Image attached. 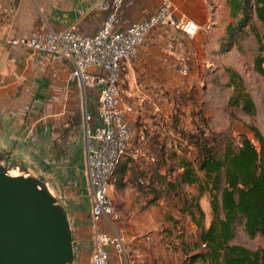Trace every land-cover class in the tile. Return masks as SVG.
Wrapping results in <instances>:
<instances>
[{"label":"rangeland","instance_id":"374dc122","mask_svg":"<svg viewBox=\"0 0 264 264\" xmlns=\"http://www.w3.org/2000/svg\"><path fill=\"white\" fill-rule=\"evenodd\" d=\"M83 1L84 21H92L94 31L108 11L102 0L95 11H86V0ZM210 4L213 16L209 27L199 30L201 43H191L189 48L185 43L181 45L187 55L186 75L181 76L185 79L173 74L162 79L170 85L157 96L156 104L166 122L161 124V119L151 113L143 120L133 118L132 113L128 123L130 142L118 160L128 162L127 171L120 179L116 176L109 179L108 197L119 218L127 264H188V257L197 251L198 228L189 220L186 207H191L195 219L206 228L210 221L208 195L198 197L195 185L180 188L169 185L175 176L178 158L183 156L192 162L198 153L196 145L200 143L219 156L225 146L237 147L242 135L252 141L248 127L257 129L264 139V79L252 65L257 48L254 33H260V25L252 16L249 27H238L228 15L225 0H210ZM155 34L163 38L170 32ZM168 47L180 52L170 44ZM232 73L239 82L228 80ZM239 88L252 102L250 114L229 104L230 97ZM122 95V102L130 104L129 98ZM93 100L91 97L90 107ZM143 128L146 134L142 133V139L137 138ZM76 168L73 172L70 165L64 164L51 172L50 192L64 208L70 209L72 199L76 203L77 247L84 244V249L77 252L83 256L90 249L89 202L83 174L79 166ZM8 174L19 173L12 169ZM194 205L199 207L202 218H198ZM262 242L259 235L247 237L239 224L235 225L230 240V244L249 250L261 248ZM114 263L111 256L108 264Z\"/></svg>","mask_w":264,"mask_h":264},{"label":"crops","instance_id":"0c3cea01","mask_svg":"<svg viewBox=\"0 0 264 264\" xmlns=\"http://www.w3.org/2000/svg\"><path fill=\"white\" fill-rule=\"evenodd\" d=\"M111 1L102 0L105 10L110 11ZM169 1L176 16L192 20L198 31L193 41L172 31L163 38L155 34L163 30L148 34L135 59L126 64L119 82L120 98L123 94L130 102L123 104L134 106L133 118L143 120L145 115L152 114L153 107L157 106V96H161L170 85L163 82L164 77L173 74L185 79L178 74L181 69L185 71L187 57L186 49L181 45H199V30L211 24L214 10L210 0ZM99 3L100 0H86L85 10L95 11ZM156 6L157 0H122L116 12L115 27L121 29L145 19ZM83 13V0H0V154L22 164L35 179H42L49 192L51 174L61 165H70L73 172L79 166V172L83 174L79 125L82 93L69 76V67L62 59L33 54L7 45L4 40L38 37L47 28L72 27L78 33L91 34L98 27L92 31L94 24L84 21ZM168 44L180 52L171 51ZM91 97L87 98V108L93 114L95 99L90 107ZM75 204L72 199L70 209L63 207L70 229L72 256L86 262L90 249L83 256L77 252L84 249V244L77 247L79 223L75 221L78 215ZM87 217L89 221L88 212Z\"/></svg>","mask_w":264,"mask_h":264},{"label":"built area","instance_id":"2783aa9c","mask_svg":"<svg viewBox=\"0 0 264 264\" xmlns=\"http://www.w3.org/2000/svg\"><path fill=\"white\" fill-rule=\"evenodd\" d=\"M122 0H112L111 9L91 34L74 28H47L40 36L12 37L4 43L33 54L62 59L82 93L79 125L83 146V179L89 202L90 251L86 262L72 259L67 264H127L119 218L108 197L111 171L130 142L128 129L132 107L123 104L119 82L151 31H172L193 41L198 27L178 17L169 0H157L155 10L145 19L117 29L116 12ZM179 76H185L181 69ZM93 96V114L87 98ZM153 112L159 113L157 106Z\"/></svg>","mask_w":264,"mask_h":264},{"label":"trees","instance_id":"16d2710c","mask_svg":"<svg viewBox=\"0 0 264 264\" xmlns=\"http://www.w3.org/2000/svg\"><path fill=\"white\" fill-rule=\"evenodd\" d=\"M225 5L229 17L236 21L238 27H249L252 16L259 23L260 33H254L257 48L252 65L264 79V0H225ZM228 80L238 81V77L232 73ZM229 104L239 106L247 114L253 112L249 96L240 88L230 97ZM151 115L161 119V124L166 122L159 113L152 111ZM248 131L254 143L242 135L237 147L227 145L219 156L200 143L196 145L198 153L192 162L183 156L177 160L175 176L168 184L176 188L195 185L198 197L205 193L208 195L210 210L209 224L203 228L191 207H186L189 220L194 221L198 228L197 251L188 257V264H264V139L257 129L248 127ZM142 133L146 134L144 128L137 138L142 139ZM127 164V161H118L110 177L120 179L127 171ZM194 209L198 218H202L199 207L194 205ZM237 224L242 226L247 237L261 236L262 247L249 250L230 244Z\"/></svg>","mask_w":264,"mask_h":264},{"label":"water","instance_id":"95a60500","mask_svg":"<svg viewBox=\"0 0 264 264\" xmlns=\"http://www.w3.org/2000/svg\"><path fill=\"white\" fill-rule=\"evenodd\" d=\"M0 154V264H67L72 241L66 212L47 187ZM22 175L12 177L11 169ZM25 175V176H23Z\"/></svg>","mask_w":264,"mask_h":264},{"label":"flooded vegetation","instance_id":"af4514ba","mask_svg":"<svg viewBox=\"0 0 264 264\" xmlns=\"http://www.w3.org/2000/svg\"><path fill=\"white\" fill-rule=\"evenodd\" d=\"M8 160H10L7 156H5V155H3L2 154V162H1V164L2 165H5V164H7V162H8ZM16 169V168H15ZM12 170V169H11ZM10 170V171H11ZM17 170V169H16ZM9 173V172H8ZM19 175H22L21 173H19V174H17V175H14V176H12V177H16V176H19ZM11 176V175H10ZM23 176H25V175H23ZM37 180V179H36ZM38 181V180H37ZM39 183H42V182H40V181H38ZM43 184V183H42Z\"/></svg>","mask_w":264,"mask_h":264}]
</instances>
